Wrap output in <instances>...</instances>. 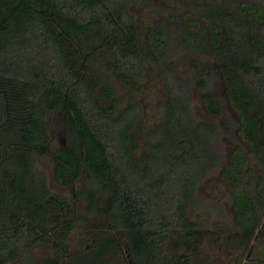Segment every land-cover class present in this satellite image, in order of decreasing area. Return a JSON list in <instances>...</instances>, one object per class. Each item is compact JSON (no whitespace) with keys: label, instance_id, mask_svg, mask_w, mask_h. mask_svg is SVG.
Masks as SVG:
<instances>
[{"label":"trees","instance_id":"1","mask_svg":"<svg viewBox=\"0 0 264 264\" xmlns=\"http://www.w3.org/2000/svg\"><path fill=\"white\" fill-rule=\"evenodd\" d=\"M144 1L0 0V264H213L207 247L219 242L189 207L218 163L220 130L190 115L189 84L169 60L174 43L191 54L186 62L211 116L222 114L212 86L222 80L227 89L237 123L227 124L235 145L219 169L234 221L224 240L238 250L257 246L264 264V0L233 10L194 0L201 22L187 18L177 42L162 17L140 30L128 7ZM147 63L165 92L163 121L151 131L132 94ZM55 112L65 142L52 148ZM34 154L49 157L57 185L83 180L81 213L49 189ZM77 224L92 236L70 249Z\"/></svg>","mask_w":264,"mask_h":264},{"label":"rangeland","instance_id":"2","mask_svg":"<svg viewBox=\"0 0 264 264\" xmlns=\"http://www.w3.org/2000/svg\"><path fill=\"white\" fill-rule=\"evenodd\" d=\"M208 2H218L225 8H235V5L242 2H257L258 0H205ZM197 2L194 0H145L141 5L129 6L128 9L133 15L136 25L140 30L153 24L154 20L162 17L170 25L173 41L180 38L181 27L187 28V18L197 21L200 24L201 14L198 11ZM177 42V41H176ZM169 60L173 63L174 70L179 73L189 84L190 94L188 99V110L194 120L214 121L219 127V138L215 142L214 150L218 154V163L204 174L199 180L195 191V203L191 205L190 214L197 220L207 237H216L218 245H209L207 250L210 253L213 264H261L257 246H252L250 250H238L228 247L224 240V231L227 227H232L234 221L230 212V199L224 181L219 176V169L227 164L229 154L235 145L234 141L226 135L227 124L231 121L235 128L237 120L227 96V89L222 80L217 81L212 86V93L220 100L222 114L211 116L205 109L202 101L203 90L198 89L195 84V73L186 62V58L191 56L181 47H176V43L171 45ZM202 59L208 60L214 65L216 62L208 55H201ZM113 84L118 87L119 96L127 101L126 87L122 86L119 80L113 75ZM136 91H133L135 100L141 104V120L144 127L151 131L154 125L163 121L162 109L158 103L165 97L163 80L157 74L153 64L147 63L142 72L141 79L138 80ZM124 104V103H123ZM50 142L52 148H56L65 142L64 120L59 112L50 113L48 119ZM138 139L140 137L139 128L135 129ZM150 139H152L150 137ZM248 147H245L247 150ZM255 159L247 160V166L257 171L258 166ZM33 165L42 170L47 177V185L55 194L66 197L70 202H76L78 211L81 213L86 201L80 195V190H85L86 186L82 179H79L73 186L61 187L52 178V165L48 156L33 155ZM105 201L102 198V206ZM86 217L96 224L101 220L99 215H86ZM82 224V223H81ZM81 224H77L72 231L68 246L70 249L85 248L89 245L90 237L85 236ZM206 250V249H205Z\"/></svg>","mask_w":264,"mask_h":264}]
</instances>
